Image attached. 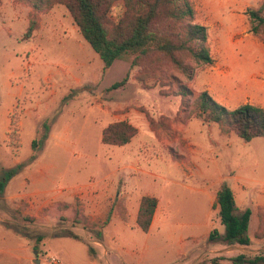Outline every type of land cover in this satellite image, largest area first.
Returning a JSON list of instances; mask_svg holds the SVG:
<instances>
[{"label":"rangeland","instance_id":"374dc122","mask_svg":"<svg viewBox=\"0 0 264 264\" xmlns=\"http://www.w3.org/2000/svg\"><path fill=\"white\" fill-rule=\"evenodd\" d=\"M192 1L214 61L197 63L182 51L184 70L159 51L127 54L106 67L63 2L0 0V173L24 164L0 192V242L8 240L10 264H54L51 256L59 264H91L87 251L96 241L110 250L118 245L104 234L113 215L125 224L116 230L122 248L97 264H235L237 255H229L237 245L209 235L177 243L168 227L187 234L188 224L209 213L207 232L222 230L213 197L228 175L246 167L264 182V137L245 141L196 115L203 90L229 108L264 107V34L252 32L247 12L261 0ZM123 10L115 1L109 27ZM182 85L193 95L183 97ZM119 120L138 133L124 145L104 143V128ZM101 185L111 195L104 216L93 218L84 206L91 200L83 198ZM204 192L212 199L199 207L194 200ZM144 194L158 198L148 231L137 224ZM247 249L245 259L263 250Z\"/></svg>","mask_w":264,"mask_h":264},{"label":"trees","instance_id":"16d2710c","mask_svg":"<svg viewBox=\"0 0 264 264\" xmlns=\"http://www.w3.org/2000/svg\"><path fill=\"white\" fill-rule=\"evenodd\" d=\"M63 2L73 15L84 38L99 54L106 67L116 59H123L127 54L136 57L146 56L153 51L162 52L180 69L187 65L178 57L182 51L188 52L197 63H212L214 58L209 46V32L205 24L197 21V11L192 0H122L124 10L118 23L109 27L107 14L117 0H59ZM251 30L254 34H264V0L257 8H249ZM31 31L28 28L27 33ZM137 63V61L135 60ZM128 75L115 82L111 87L124 85ZM182 96L193 95L187 85L181 86ZM196 115L203 121L216 122L225 133L234 131L245 141L255 137H264V107L250 102L229 108L216 100L207 90H203L196 98ZM48 130V126H46ZM138 133V128L128 120L110 123L102 132V141L109 144L124 145ZM48 136L47 131L40 141ZM38 140L33 141L36 149ZM24 167L19 163L11 168H3L0 173V192L8 182ZM158 205V198L152 194H144L140 201L137 224L143 231L151 227ZM215 206L218 208L224 233L214 229L209 239H219L227 244H250L248 228L252 209L239 210L233 190L225 180L217 191ZM109 218L106 219L107 222ZM262 220L256 231L262 236ZM70 236L78 238L73 232ZM102 235V232H100ZM94 253V247L89 246ZM245 254L233 258L235 264L245 261L256 264L264 261V256L245 259Z\"/></svg>","mask_w":264,"mask_h":264},{"label":"crops","instance_id":"0c3cea01","mask_svg":"<svg viewBox=\"0 0 264 264\" xmlns=\"http://www.w3.org/2000/svg\"><path fill=\"white\" fill-rule=\"evenodd\" d=\"M230 90V86H226V92ZM242 93V91L240 92ZM131 122V121H129ZM257 164L251 165V168L253 170L256 169ZM255 172L252 171L250 168L244 167L243 169L239 171H234L230 173L227 177V182L230 184L236 204L239 208V210H243L247 207L252 209V214L250 218V223H249V228H248V235L251 239L250 244H232V245H237V249L239 252L236 254H232L229 256H236L240 254H244L249 248V251H252L253 249L250 250L251 247L254 245L257 246L258 248H263V250L258 249V255L264 256V234L262 236H257L256 231L258 229V223L260 220H262L261 217H264V214L260 213V207L264 209V182L262 179H258V177H255ZM258 183H262V185H259ZM88 193L86 192L84 194L87 195ZM64 195L65 199L69 200L73 198V196L65 193L62 194ZM73 195V194H72ZM111 193L110 191L105 187V185H101V189L96 188V192H91L90 195L88 196H83V199H90L91 202L84 203L85 210L87 211L89 215H91L93 218H102L104 216V209L108 205L109 201L107 202V198L110 197ZM217 198V191L215 192V195L213 197L214 201H216ZM209 199H212V196L210 194H207V192H204V196L202 197L201 195L195 199V202H198V204L203 205L204 203L210 201ZM193 201V202H194ZM45 205L44 203L41 204V206ZM201 205L199 207H201ZM158 207V205H157ZM38 209V208H37ZM195 209V208H194ZM157 210V208H156ZM156 213V211H155ZM255 222V227L253 228V235L250 234L251 232V224L252 222ZM113 223H116V228H113L112 225ZM125 225L122 220L116 217V215H113L109 221V223L105 226L104 228V234L105 237H111L113 240L114 244H118L113 246V249H107L103 247L102 242H97L94 244V253H90L89 248L87 251V255L92 258V263L91 264H97L98 260L106 258V257H112L115 256L116 250H121L122 248V242L119 239V235L117 233V229H122L121 225ZM189 226V231L186 234L184 231H182L180 227H175L171 226L169 229V233L171 234L172 238L175 239L177 243H180L181 241H184L185 238H196V237H202L205 235H209V232H207L208 227H209V213H206L204 215L197 216V219L188 224ZM180 229V230H179ZM123 230V229H122ZM174 231L176 234H174ZM220 233H224L225 228L222 230H219ZM178 232V233H177ZM55 237L52 238H47L45 241H50L55 240ZM57 238V237H56ZM56 241V240H55ZM231 245V244H227ZM103 247V248H102ZM263 251V252H262ZM262 252V253H260ZM0 264H10V249H9V243L8 240H1L0 242Z\"/></svg>","mask_w":264,"mask_h":264},{"label":"built area","instance_id":"2783aa9c","mask_svg":"<svg viewBox=\"0 0 264 264\" xmlns=\"http://www.w3.org/2000/svg\"><path fill=\"white\" fill-rule=\"evenodd\" d=\"M51 260L54 264H59L61 262L60 258H58L57 256H51Z\"/></svg>","mask_w":264,"mask_h":264},{"label":"water","instance_id":"95a60500","mask_svg":"<svg viewBox=\"0 0 264 264\" xmlns=\"http://www.w3.org/2000/svg\"><path fill=\"white\" fill-rule=\"evenodd\" d=\"M35 252H37V251H35ZM36 261L39 262V258H36Z\"/></svg>","mask_w":264,"mask_h":264}]
</instances>
